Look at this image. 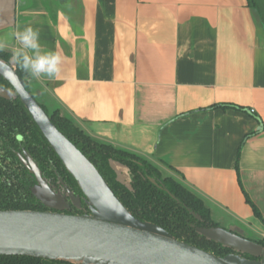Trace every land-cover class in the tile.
<instances>
[{
	"label": "crops",
	"instance_id": "obj_1",
	"mask_svg": "<svg viewBox=\"0 0 264 264\" xmlns=\"http://www.w3.org/2000/svg\"><path fill=\"white\" fill-rule=\"evenodd\" d=\"M259 11L248 0H0V39L13 55L15 32L38 29L42 52L62 57L58 77H26L49 114L156 165L220 227L264 239L245 201L264 220Z\"/></svg>",
	"mask_w": 264,
	"mask_h": 264
},
{
	"label": "water",
	"instance_id": "obj_2",
	"mask_svg": "<svg viewBox=\"0 0 264 264\" xmlns=\"http://www.w3.org/2000/svg\"><path fill=\"white\" fill-rule=\"evenodd\" d=\"M0 77L10 86L0 87V98L20 101L82 195H75L62 181V192L54 191L31 157L26 152L18 154L35 180L31 194L46 211H0V256L69 264H264V246L220 226L192 228L235 254L215 256L176 240L155 224L135 219L26 90L13 60L10 64L0 61ZM82 205L88 213H65L70 206L82 210Z\"/></svg>",
	"mask_w": 264,
	"mask_h": 264
},
{
	"label": "trees",
	"instance_id": "obj_3",
	"mask_svg": "<svg viewBox=\"0 0 264 264\" xmlns=\"http://www.w3.org/2000/svg\"><path fill=\"white\" fill-rule=\"evenodd\" d=\"M248 1L253 8L260 9L264 20V0ZM11 60L10 52H0V61L10 64ZM13 63L17 75L29 91L27 72L14 61ZM0 87L10 89L8 83L1 77ZM40 106L57 130L94 165L115 197L135 219L155 224L176 240L215 256L235 254L232 250L201 237L192 228L219 226L212 221L209 209L200 197L174 178L164 175L156 165L144 158L92 139L58 113L49 114L42 105ZM23 152L37 164L43 179L54 191L61 187L59 181H62L75 195L82 196L75 181L65 171L20 101L18 99L6 101L0 98V211H46L31 194L35 180L17 156ZM113 164H119L126 169L129 176L128 185L118 179ZM166 168L178 175L175 169L169 166ZM150 180H153L154 184ZM245 201L251 207L255 218L264 225L260 212L246 194ZM82 208L86 209L84 205ZM65 213L81 215L82 210L70 207ZM257 243L264 246V239ZM243 257L253 259L245 255ZM0 264L69 263L20 256H0Z\"/></svg>",
	"mask_w": 264,
	"mask_h": 264
},
{
	"label": "clouds",
	"instance_id": "obj_4",
	"mask_svg": "<svg viewBox=\"0 0 264 264\" xmlns=\"http://www.w3.org/2000/svg\"><path fill=\"white\" fill-rule=\"evenodd\" d=\"M15 39L20 45L13 50L12 60L32 77L39 79L46 76L54 79L61 72L62 57L53 51L42 52L40 32L32 26L15 32ZM6 48V43L0 39V52ZM261 127H264L262 122Z\"/></svg>",
	"mask_w": 264,
	"mask_h": 264
},
{
	"label": "rangeland",
	"instance_id": "obj_5",
	"mask_svg": "<svg viewBox=\"0 0 264 264\" xmlns=\"http://www.w3.org/2000/svg\"><path fill=\"white\" fill-rule=\"evenodd\" d=\"M113 169L115 170L117 176H118V179L123 182L125 185H128L129 183V176L127 174V171L124 167L120 166L119 164H113ZM223 228V227H222ZM225 229V228H224ZM230 232H233L245 239H248V240H251V241H254V242H257L259 241L260 236H258V234H254L253 232H244L243 230H236L235 228H231V229H226Z\"/></svg>",
	"mask_w": 264,
	"mask_h": 264
},
{
	"label": "flooded vegetation",
	"instance_id": "obj_6",
	"mask_svg": "<svg viewBox=\"0 0 264 264\" xmlns=\"http://www.w3.org/2000/svg\"><path fill=\"white\" fill-rule=\"evenodd\" d=\"M55 191H57V192H58V191H59V192H62V187H60L59 189L57 188V190H55ZM70 207H72V206H70ZM69 210H70V208H69ZM69 210H68V211H69ZM83 212L88 213L87 209H83V208H82V213H83Z\"/></svg>",
	"mask_w": 264,
	"mask_h": 264
}]
</instances>
